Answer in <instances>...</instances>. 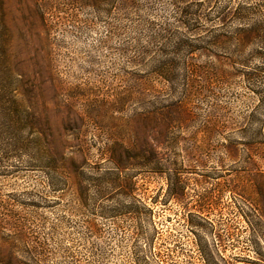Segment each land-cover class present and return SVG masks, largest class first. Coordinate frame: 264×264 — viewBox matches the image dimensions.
<instances>
[{
	"label": "rangeland",
	"instance_id": "obj_1",
	"mask_svg": "<svg viewBox=\"0 0 264 264\" xmlns=\"http://www.w3.org/2000/svg\"><path fill=\"white\" fill-rule=\"evenodd\" d=\"M1 1L19 127L0 144V264H264V69L249 85L225 51L196 50L198 92L177 112L182 69L167 84L145 61L147 22L175 24L171 0L153 15L117 0ZM258 21L263 39L232 56L248 67L264 65ZM115 166L133 174L135 215L109 213L127 202L103 175Z\"/></svg>",
	"mask_w": 264,
	"mask_h": 264
},
{
	"label": "trees",
	"instance_id": "obj_2",
	"mask_svg": "<svg viewBox=\"0 0 264 264\" xmlns=\"http://www.w3.org/2000/svg\"><path fill=\"white\" fill-rule=\"evenodd\" d=\"M152 1L117 0V4L120 9L124 8L134 14L143 9L147 15H153L154 7L150 6ZM170 3L174 9L173 21L175 24L172 25L171 22L158 23L154 18L150 19L149 23L147 22L149 26L145 31L148 33L149 42L153 45L154 50L147 51V53L151 52V55H146L145 61L150 64L155 76L167 84L173 83L177 79L174 70L177 67L182 69L183 91L177 102L168 108L185 113L187 111L186 101L198 92L195 83L197 77H201L197 75L200 71L198 67L190 62L191 54L196 50H205L208 47L214 51H225L232 57L241 52L253 39H263L261 34L263 28L258 21V16L264 13V0H171ZM190 36L208 37L211 41L207 43V46H201L192 42ZM230 40H234L233 50H230L231 45L228 43ZM182 53L186 55L180 60L178 55ZM262 54V50L259 49L251 56ZM231 57L230 60L234 66H239V69L235 68L234 71H243L241 75L249 85L254 84L262 77L261 71H263L264 65L248 67L250 59ZM232 74L234 72L221 70L220 74L215 77L224 80ZM210 79L209 77L203 78V87L209 83ZM260 93L258 92V94ZM17 94V78L11 64L10 33L6 22V12L0 0V144L16 142L15 135L19 127ZM138 155L136 157H139ZM144 159L148 164L151 161L148 157ZM80 168L82 166L76 169L78 175H81L83 171ZM125 168L127 167L115 166L105 170L103 174L115 188V196L127 200L125 204L116 200V204L109 211L113 215L119 212L131 215L137 213L133 195L135 181L133 174L125 172ZM90 179L92 181L101 180ZM85 187L82 188L83 192H86ZM144 207L149 229L154 232L156 229L150 218L152 210L147 205ZM1 264L21 263L9 255L2 259Z\"/></svg>",
	"mask_w": 264,
	"mask_h": 264
}]
</instances>
